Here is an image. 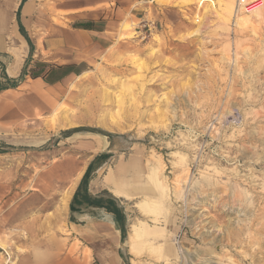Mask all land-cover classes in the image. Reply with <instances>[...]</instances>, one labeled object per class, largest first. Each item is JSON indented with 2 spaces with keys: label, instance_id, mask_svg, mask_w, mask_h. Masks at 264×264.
Here are the masks:
<instances>
[{
  "label": "rangeland",
  "instance_id": "rangeland-1",
  "mask_svg": "<svg viewBox=\"0 0 264 264\" xmlns=\"http://www.w3.org/2000/svg\"><path fill=\"white\" fill-rule=\"evenodd\" d=\"M246 1L131 0L139 18L123 19L108 57L61 82L48 112L0 128L1 197H34L28 213L51 218L80 170L59 216L57 234L67 235L69 200L98 157L88 190L121 209L127 264H186L182 254L165 260L171 249L202 264H264V0ZM10 63L0 61V86L38 72L23 57L8 77ZM129 163L144 193L114 197L106 176ZM146 200L161 205L155 215L138 209ZM131 225L148 231L154 252H129ZM21 227L3 232L0 264L14 257Z\"/></svg>",
  "mask_w": 264,
  "mask_h": 264
},
{
  "label": "crops",
  "instance_id": "crops-1",
  "mask_svg": "<svg viewBox=\"0 0 264 264\" xmlns=\"http://www.w3.org/2000/svg\"><path fill=\"white\" fill-rule=\"evenodd\" d=\"M130 1L115 0L112 6L113 0H0V61L11 60L5 74L12 78L20 75L23 57L38 65V72L24 75L16 87L0 89V128L48 112L58 99L61 82L84 72L101 56L108 57L123 19L139 18V13L130 9ZM131 168L137 171L131 163L121 164L116 167V175L106 176L108 192L114 197L130 199L140 195ZM58 169L59 165L55 166ZM76 171V166L66 168L68 175ZM79 172L62 196L59 213L51 218L45 213H28L34 197L11 203L14 197L0 195V238L5 230L17 225L25 233L15 241L14 257L6 264H127L120 254L121 232L113 214L87 203L74 205L71 210L75 192L65 219L68 234H57L60 213L67 206ZM36 183L39 191L54 186L53 179ZM122 190L129 191L131 197L123 195ZM39 205L36 208L43 207ZM75 241L77 246L73 248ZM18 245L21 250L16 252Z\"/></svg>",
  "mask_w": 264,
  "mask_h": 264
},
{
  "label": "bare ground",
  "instance_id": "bare-ground-1",
  "mask_svg": "<svg viewBox=\"0 0 264 264\" xmlns=\"http://www.w3.org/2000/svg\"><path fill=\"white\" fill-rule=\"evenodd\" d=\"M241 2H242V4H249V2H247L246 0H240ZM251 1H253V0H251ZM251 1H250V3H251ZM257 1V0H256ZM259 1V0H258ZM255 3V2H254ZM258 4V3H257ZM250 5V4H249ZM251 5H253V4H251ZM243 6V5H242ZM252 7V6H251ZM251 7H249V8H251ZM255 8H252V10H253V12L254 13H256L257 12V9H258V7L257 6H254ZM241 8V7H240ZM244 8V6L242 7V9ZM238 25V24H237ZM245 63H247V62H245ZM162 160V159H161ZM260 164V163H259ZM75 171V170H74ZM81 172V171H80ZM79 172V173H80ZM79 175V174H78ZM135 176V175H134ZM77 177V176H76ZM75 177V178H76ZM128 177V176H127ZM134 178V177H133ZM141 178V177H140ZM129 179V178H128ZM75 180V179H74ZM73 180V181H74ZM142 181V180H141ZM153 181V180H152ZM73 183V182H72ZM132 183V182H131ZM142 183V182H141ZM155 184H156V187H158V189L159 188H162V185H160V183L156 180V182H155ZM74 186V185H73ZM51 188H52V186H50ZM143 188H141L139 191H137V193H140V194H142V192L144 191V190H142ZM152 188H150V190H151ZM195 189V188H194ZM117 192V191H116ZM121 192V191H120ZM118 193V192H117ZM123 195H125V196H129V197H131L130 196V192L129 191H127V190H122V192H121ZM144 193V192H143ZM145 195H146V192H145ZM148 196V195H147ZM149 198V197H148ZM197 198V197H196ZM237 199V198H236ZM62 204V203H61ZM60 204V205H61ZM137 206H138V209L139 210H141L142 212H144L145 214H147V213H151V215L153 214V215H155L154 213H156L155 212V210H156V208H158V207H161V205H159V203H158V201L157 200H146V201H142V202H139V203H137ZM159 210H160V208H159ZM160 212V211H159ZM153 219H156V217H153ZM138 224V223H137ZM132 227H131V238L133 239V242H131V244L129 245V247H128V249H129V252L132 254V255H137L138 254V249H137V246L139 245V244H144L145 245V247H146V249H148L149 251H151V252H154L157 248L155 247V246H153L152 245V243H150V242H147V243H145L146 242V237L149 235V233H148V231H146V230H144V228H142V226H137V225H131ZM153 236V235H152ZM149 237V236H148ZM147 237V238H148ZM129 238V237H128ZM174 239H175V237H174ZM135 243V244H134ZM165 250V249H164ZM180 252V251H179ZM177 253V250H165V252H164V254H163V258H165V260H167L168 259V256H170L171 254H173V255H177V254H182V256H184L185 258H186V264L187 263H191V262H194L193 264H202V262L200 261V259L199 258H197L196 257V259L194 258V257H191V255L189 254V252H184V251H182L181 253ZM169 253V254H168ZM186 253V254H185ZM168 254V255H167ZM198 255V254H197ZM194 260V261H193ZM196 260V261H195ZM231 261V260H230ZM133 262V261H132ZM211 263V262H210ZM165 264H169L167 261H166V263ZM211 264H213V263H211Z\"/></svg>",
  "mask_w": 264,
  "mask_h": 264
},
{
  "label": "trees",
  "instance_id": "trees-1",
  "mask_svg": "<svg viewBox=\"0 0 264 264\" xmlns=\"http://www.w3.org/2000/svg\"><path fill=\"white\" fill-rule=\"evenodd\" d=\"M20 29L22 30V27H20ZM33 77H35V75H33ZM22 80H23L22 75H20L19 78L11 80V82L7 83L6 86H4V87L0 86V88L4 89L5 87H10V88L16 87L18 85V83ZM97 158L98 157H96L95 160H97ZM95 160L90 162V164L87 166V168H86V170H85V172L81 178L79 187L77 188V190L73 194V197H72V200L70 203V208H71V210H73L74 205L87 203L89 205L102 207V208L106 209L107 211H109L113 214L117 228L121 232V239H123L124 230L122 228V226H123L122 224H123L124 216H123L121 209L116 205L114 198L109 195L108 198L104 199V195H107L106 194L107 192H101L95 196L90 195L88 192V184L90 181V172H91V169H92V166H93Z\"/></svg>",
  "mask_w": 264,
  "mask_h": 264
},
{
  "label": "built area",
  "instance_id": "built-area-1",
  "mask_svg": "<svg viewBox=\"0 0 264 264\" xmlns=\"http://www.w3.org/2000/svg\"><path fill=\"white\" fill-rule=\"evenodd\" d=\"M247 4H248V3H247ZM247 4H245L244 7H245ZM245 10H247V8H245Z\"/></svg>",
  "mask_w": 264,
  "mask_h": 264
}]
</instances>
